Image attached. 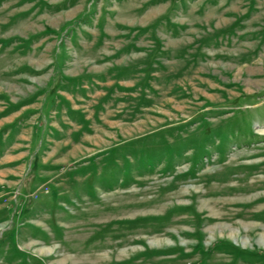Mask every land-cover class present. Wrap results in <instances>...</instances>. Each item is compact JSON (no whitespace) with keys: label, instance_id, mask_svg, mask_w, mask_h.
Wrapping results in <instances>:
<instances>
[{"label":"rangeland","instance_id":"obj_1","mask_svg":"<svg viewBox=\"0 0 264 264\" xmlns=\"http://www.w3.org/2000/svg\"><path fill=\"white\" fill-rule=\"evenodd\" d=\"M0 264H264V0H0Z\"/></svg>","mask_w":264,"mask_h":264},{"label":"bare ground","instance_id":"obj_2","mask_svg":"<svg viewBox=\"0 0 264 264\" xmlns=\"http://www.w3.org/2000/svg\"><path fill=\"white\" fill-rule=\"evenodd\" d=\"M123 242V241H122ZM140 242V241H139ZM136 243H138V241L136 242ZM140 244V243H139ZM142 244V243H141Z\"/></svg>","mask_w":264,"mask_h":264}]
</instances>
